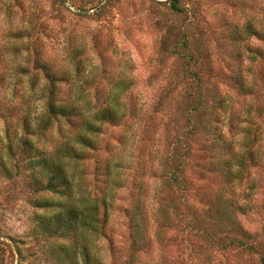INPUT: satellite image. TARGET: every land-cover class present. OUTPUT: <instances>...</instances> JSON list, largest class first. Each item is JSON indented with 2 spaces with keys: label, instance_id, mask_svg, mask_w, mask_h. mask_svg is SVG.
<instances>
[{
  "label": "rangeland",
  "instance_id": "374dc122",
  "mask_svg": "<svg viewBox=\"0 0 264 264\" xmlns=\"http://www.w3.org/2000/svg\"><path fill=\"white\" fill-rule=\"evenodd\" d=\"M177 5L182 12L172 0H0V264H260L264 34L238 35L247 23L264 33V0ZM190 54L200 56L188 62ZM193 72L210 79L206 93L223 98L216 124L233 150L246 144L258 161L248 163L242 179L226 182L204 149L205 137L194 136L183 172L188 181L175 189L163 184L162 164L189 129L185 94L194 89ZM235 75L253 86L251 94L237 89ZM52 88L83 114L109 105L120 116L99 125L94 150L77 146L81 157H62L71 181L63 194L49 188L40 160L72 138L82 116H51ZM219 193L230 207L247 205L233 217L260 243L256 253L217 250L184 227L192 209L216 225L207 209ZM44 200L91 216L96 208L98 220L58 227L52 219L58 206L45 208ZM162 201L171 227L159 224ZM138 202L141 241L132 243Z\"/></svg>",
  "mask_w": 264,
  "mask_h": 264
},
{
  "label": "trees",
  "instance_id": "16d2710c",
  "mask_svg": "<svg viewBox=\"0 0 264 264\" xmlns=\"http://www.w3.org/2000/svg\"><path fill=\"white\" fill-rule=\"evenodd\" d=\"M177 2L178 0H172V8L177 12H182V8L177 5ZM251 34H260L261 36L264 33L263 31H255L253 26L250 23H247L238 37L244 39L246 37L245 35ZM178 53L182 55V57H186L187 55L185 53ZM196 56L199 57L200 55ZM196 56L190 54L187 57V61L189 62L193 60L196 62ZM191 75V79H188V85L194 89L193 91H188L185 94V114L187 122L190 126L186 132L185 138H177L176 142L173 144V151L171 152L170 157L162 164V168L164 170V173L161 174V177H163V184L166 186H173L175 189H180L181 187L184 188L185 183L188 181L183 175L184 167L186 166L187 161L190 160L189 156L191 155L189 139L194 136H196L198 140L201 137H205L203 139L204 142H202L205 144L204 149L205 151H209L211 153L214 167L216 170L220 171L226 182L238 179L240 180L242 179V176H244L243 172L248 167V163L256 164L258 157L254 150L246 144L242 146V150L240 151L233 150L230 145V140L225 139L224 131L221 128H218L216 124L219 122L220 118L216 109L224 104L223 98L217 91H214L212 94H208L204 91L210 82L209 78H203V76L194 72ZM233 80L235 81L237 89L244 95L251 94L253 92V86L248 84L243 76L235 75ZM53 90L54 89L52 88L51 92H49L47 102V110L51 116L55 119L61 118L62 116L69 120L75 116H82L81 120L75 124V127L78 128V130L72 138L61 145H57L54 151L50 154L49 159L40 160L42 161L41 170L45 173H50L49 188L63 194L67 190L69 192L71 191V181L66 174L67 171L65 165L62 163V157H81L82 154L77 146L82 148L88 147L94 150L97 147V144L96 140L92 136L97 134L99 131V125L104 122H118L120 120V116L118 111L109 105L94 112H89V114H83L80 106L74 103V100L68 99L67 101L62 102L60 99H57V95ZM192 115L197 116L195 120L191 117ZM180 148L183 149V155L180 153ZM161 200H163V198L159 197L158 201ZM45 201L46 200L40 203L45 208L51 205L53 207L58 206L55 215L52 217L58 227L62 228L67 225L69 220H73L74 223L79 221L82 225L81 227L89 225L87 224V217L98 220V217L96 218V208L93 210V216H91L90 212H78L75 205L71 203L67 205H60L56 203L51 204L50 202L45 203ZM231 203L232 206L230 207V204L226 201L223 193L217 194L207 209L214 210L215 217L218 220L216 225H211V222L205 219L206 217H199L195 215L192 209L190 215L186 216L187 220L185 221L184 227L200 238H203L210 247L217 250L228 251L232 249H241L256 253L260 243L256 241L253 234L244 230L236 218L234 219L233 217V213L235 211L236 213H245V211H247V205L239 202ZM140 204L141 203L139 202L136 203L133 209L135 211L130 218L133 234L132 243H139L141 241L140 224L135 218L137 214L136 211L139 209ZM166 206L167 205L163 202V204H161V208L157 212V214H159L162 218L159 223L161 227H171L174 224V218L171 217L170 213L165 211ZM103 216L105 221V213ZM177 217V222H183L185 219V217H182L181 214H177ZM49 227L50 221L47 228L49 229ZM259 261L260 264H264V255L260 256Z\"/></svg>",
  "mask_w": 264,
  "mask_h": 264
}]
</instances>
